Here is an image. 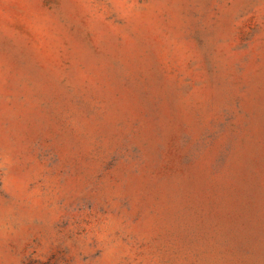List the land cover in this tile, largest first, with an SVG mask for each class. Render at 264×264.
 Segmentation results:
<instances>
[{"label":"rangeland","instance_id":"1","mask_svg":"<svg viewBox=\"0 0 264 264\" xmlns=\"http://www.w3.org/2000/svg\"><path fill=\"white\" fill-rule=\"evenodd\" d=\"M0 264H264V0H0Z\"/></svg>","mask_w":264,"mask_h":264}]
</instances>
